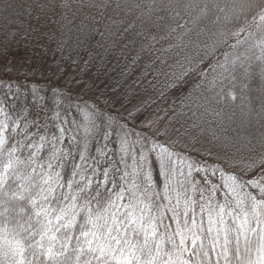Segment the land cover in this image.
Here are the masks:
<instances>
[{"label": "snow or ice", "instance_id": "obj_1", "mask_svg": "<svg viewBox=\"0 0 264 264\" xmlns=\"http://www.w3.org/2000/svg\"><path fill=\"white\" fill-rule=\"evenodd\" d=\"M33 6L38 21L56 7L54 3ZM59 7L70 6L64 2ZM110 7L106 3L105 12ZM116 7L140 5L117 3ZM155 12L174 13V20L186 13L193 28L183 35L195 32L193 45L199 48L203 42L209 57L235 38L222 61L204 70L189 67L176 78L180 81L200 71L203 87L197 110H204L201 115L211 111L219 116L214 105L236 100L233 92H225V84L238 76L248 77L253 60L264 74V0H151L143 14L150 18ZM236 25L241 26L233 30ZM243 25H250L246 34ZM177 27L185 25L177 23ZM197 63L204 64V59ZM3 70L13 69L6 63ZM0 85L6 89L5 100L0 101V264H264V184L257 179L242 180L221 164L192 161L174 150L181 141L171 139L166 128L154 136L137 132L130 142L127 123L96 105L100 123L85 129L82 145L70 127L75 120L61 118L58 112L53 125L58 135H40L48 120L41 123L24 116L22 122L14 103L6 102L17 100L11 82ZM56 95L63 93L56 90ZM255 117L264 121V111ZM92 139L105 160L90 155ZM65 140L77 143L80 160L67 178L61 174L62 161L72 153L63 149ZM258 143L264 149V135ZM46 146L49 155L42 157ZM259 163L264 164V158ZM81 168L91 171L85 175L78 171ZM194 172L199 179L193 180ZM189 185L197 199L188 196ZM170 192L176 193L175 205Z\"/></svg>", "mask_w": 264, "mask_h": 264}, {"label": "trees", "instance_id": "obj_2", "mask_svg": "<svg viewBox=\"0 0 264 264\" xmlns=\"http://www.w3.org/2000/svg\"><path fill=\"white\" fill-rule=\"evenodd\" d=\"M64 2L69 4L68 9L59 7ZM36 3H54L56 7L38 21V9L33 6ZM106 3L111 7L105 12ZM117 3L139 4L140 8H117ZM150 3L151 0H0V66L15 62L28 71L33 69L30 71L32 75L25 76L26 81L22 74H16L12 79L11 72H4L0 74V82H11L20 99L25 98L29 86L39 85L44 89L42 103L33 105L34 97L26 99L34 108L29 111L31 114L24 113L21 105L15 106L16 114L22 122L24 116L41 123L47 119L48 132L49 127L55 128L53 114L43 115L49 92L53 95L58 90L65 100L70 101L73 98L93 99L99 109L126 122L134 140L137 132L149 136L145 131L148 124L164 122L168 124L171 139L181 141L174 147L175 151L191 157L194 162L221 164L242 180L255 178L264 184V164L259 163L264 158V149L258 143L264 135V121L255 117L256 112L264 111V74H261L259 62L252 61L248 77L238 76L234 82L225 84V92L231 91L237 98L214 105L219 116L211 111L201 115L204 110H197L203 87L200 71L189 73L180 81L176 78L189 67L204 70L207 65L222 61L223 53L232 51L228 45L235 43V38L230 37L224 47L209 57L203 42L199 48L193 45L195 32L183 35L193 28L186 13L181 12V17L176 20L172 19L174 13L169 12H155L149 18L143 13ZM6 4L12 7L5 8ZM159 16L165 19L160 21ZM177 23L184 24L185 28L177 27ZM157 24H160L159 28ZM129 25L135 27L125 31ZM240 26L236 25L233 30ZM199 27L203 28L204 24ZM243 27L246 34L250 25ZM200 59H204V64L197 63ZM57 66L59 70H56ZM208 71L211 76V70ZM5 91L0 85V101L5 100ZM130 112L134 115L129 116ZM249 114L251 119L247 118ZM193 124L196 127H192ZM43 130L40 135L45 134ZM53 133H48L49 138ZM77 138L79 141V136ZM33 139L39 142L38 137ZM112 139L115 141L116 137ZM62 147L72 153L62 161L61 174L67 178L72 174L73 165L80 163L79 149L77 143L67 140ZM96 147L94 139L90 155L105 160L96 152ZM109 147L115 149L116 145L110 143ZM40 155L47 157L49 146ZM224 161L230 162L231 166ZM249 164L254 166L246 167ZM78 171L86 175L91 170L88 169V173L83 168ZM199 178L194 172L193 180ZM213 179L216 182V178ZM245 190L254 194L257 191L250 187ZM187 194L197 199L190 185ZM169 195L175 205L176 193L170 192ZM165 223L175 228L171 220Z\"/></svg>", "mask_w": 264, "mask_h": 264}, {"label": "rangeland", "instance_id": "obj_3", "mask_svg": "<svg viewBox=\"0 0 264 264\" xmlns=\"http://www.w3.org/2000/svg\"><path fill=\"white\" fill-rule=\"evenodd\" d=\"M13 70L10 71L12 73V79H14V77L16 76V74H22L21 77L24 78L25 80V76H30L32 75V72L26 70L25 68H23L19 63H15L13 62L11 65L8 64ZM4 66H0V74L6 72L3 70ZM16 69H20L19 72L16 71ZM26 81V80H25ZM32 82V81H31ZM43 91L44 89L42 87L38 86H29L26 90V96L24 99H20L17 96V100L14 101V105L16 107H18L19 105H21V110H24L27 114H31V106L26 99L30 96V98H35V103L34 104H39L43 102ZM16 93H18V91H16ZM33 98V99H34ZM47 98H48V102H46V113H44L43 115H46L45 117H47L48 114H53L52 119L54 120V124L56 123L55 120V115L58 112L59 116L61 118L66 117L69 121L75 120V124L74 125H70V127L73 129V134L77 135V137L79 136V142L82 145L83 142L85 141L86 138V133H85V129H92L93 128V124H97V121L99 120L96 117V109L93 108L92 105H95V102L93 101V99H88V98H83L82 99H71L73 101L70 100H65L64 96L62 95H56L54 96L51 95V93L49 92L47 94ZM33 101V100H32ZM54 101H58V103H55ZM81 101V102H80ZM66 102V103H65ZM28 103V104H26ZM86 103V104H85ZM34 110V108L32 109ZM43 117V118H45ZM35 119L37 120V115L35 117ZM48 128V127H47ZM44 131V133H46V130ZM167 129L170 138H171V133L168 129V124L163 123H157V122H152L150 124L147 125V129L145 130L146 133L151 136L154 135L155 132L157 130L160 129ZM56 128L51 129L49 127V131L47 133L50 132H56L54 131ZM57 133V132H56ZM55 133V134H56ZM58 134V133H57ZM160 138V137H158ZM162 139H164V137H161ZM127 139L132 142L134 139L132 137V135H130V137H127ZM136 139V137H135ZM78 140V138H77ZM94 142V139H92V142L90 144V147L92 146Z\"/></svg>", "mask_w": 264, "mask_h": 264}]
</instances>
